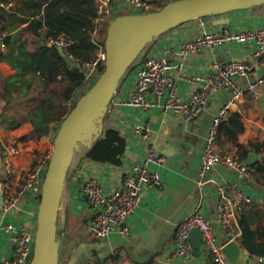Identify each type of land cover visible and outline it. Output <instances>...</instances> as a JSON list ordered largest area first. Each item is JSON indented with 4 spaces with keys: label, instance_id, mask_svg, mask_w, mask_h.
Here are the masks:
<instances>
[{
    "label": "crops",
    "instance_id": "crops-1",
    "mask_svg": "<svg viewBox=\"0 0 264 264\" xmlns=\"http://www.w3.org/2000/svg\"><path fill=\"white\" fill-rule=\"evenodd\" d=\"M170 1L172 0L168 2ZM18 5L22 6L23 1L20 0ZM113 8L115 16L134 12L126 0H113ZM202 23H206L208 28L214 31L264 27V5L192 19L157 37L148 55H166L170 61L177 62L180 57L167 50L200 33ZM106 33V28L100 29L102 38L106 37ZM225 60L254 62L256 66L253 76L264 72V65L254 56V44L239 41L222 43L188 55L185 68L181 72L182 77L178 79L179 94L189 97L194 89L190 76L207 74L211 71L213 62ZM140 64L126 72L109 105V122L126 137L127 146L123 162L114 165L91 161L83 153L77 156L70 168L64 190L67 222L70 221L72 209L75 216L74 227L79 224L89 232V221L94 211L82 191L83 182L93 176L106 190H111L121 182L132 163L145 155L147 141L134 133L136 124H149V140L156 143L167 157L166 164L152 166L161 175L162 186L144 191L140 205L130 217L129 235H121L117 230L104 238L80 234L79 238L73 240L60 264H101L109 258H115L116 263L128 260L137 264H215L203 243L200 252L193 253L189 259L171 258L173 240L178 224L200 207L202 213L213 221L219 241L226 242L227 237L218 217L217 194L220 186H228L233 181L239 182L254 197V203L243 210L258 209L264 215V177L261 180L255 175L246 178L224 164L212 167L205 176L200 175L202 149L213 116L222 104L232 98L231 91L226 88L212 91L206 108L189 121L183 117L164 115L156 108L146 111L132 108L124 105L122 101L129 97L134 89ZM23 75L24 70L21 67L0 61V196L3 195L1 182L5 178L2 156L5 145L18 141L22 150L13 158L15 174L11 182L14 189L23 181L38 157L44 152H50L54 146L53 136L37 139L32 124L25 117L30 104L26 105L20 101L6 103L5 80ZM237 80L242 87L248 85V78L239 77ZM234 112L241 115L244 123V130L238 136L240 143L264 140V87L258 98L246 93L242 100L235 101L231 110V113ZM13 114L17 115L19 121L22 120L16 128H11L10 123L3 122L2 118ZM219 145L224 150H237L236 141L225 134H222ZM261 157V153L251 152L246 160L253 163ZM37 213L38 204L32 196L23 198L17 207L9 211H4L0 202V225L11 222L16 227L24 223L34 226L37 223ZM79 217L84 218L85 224L81 223ZM254 227L264 228V216L255 222ZM75 229L77 228L72 231L75 232ZM240 236L238 240L241 242ZM12 251L13 243L9 233L0 229V259L8 257ZM248 257L250 260L243 261L242 264L254 262L257 256L249 253Z\"/></svg>",
    "mask_w": 264,
    "mask_h": 264
},
{
    "label": "built area",
    "instance_id": "built-area-1",
    "mask_svg": "<svg viewBox=\"0 0 264 264\" xmlns=\"http://www.w3.org/2000/svg\"><path fill=\"white\" fill-rule=\"evenodd\" d=\"M133 13L149 12L158 9L157 5L149 0H126ZM0 0V7H5ZM96 15L94 17L95 35L100 36L101 28H108L115 19L113 0H95ZM5 21L0 15V52L7 48L4 29ZM52 45L62 47L67 55H73L69 49L72 40L64 32L48 37ZM231 41L248 42L254 44V56L264 65V27L246 28L241 30L214 31L202 23L201 32L186 39L177 47L167 52L175 53L180 57L177 62L170 61L166 55H148L145 62L137 68L134 89L123 102L124 105L140 109H159L164 115L183 117L186 120L196 118L208 105L212 91L226 88L231 91L232 98L222 104L212 119L205 144L202 149L200 175L205 176L209 169L216 165H227L246 178L253 176L252 164L239 157L236 151L224 150L218 143L219 126L231 113L235 101L242 100L246 93L258 98L264 87V72L253 76L255 63L244 60H225L212 63L211 71L207 74L191 75L190 80L194 89L189 97H183L178 92V79L185 68V61L191 53L213 48L216 45ZM100 48L97 56L89 61L80 63L82 70L90 80L97 79L105 68L106 50L104 44L98 43ZM102 68L100 69V67ZM248 78V85L242 87L238 78ZM134 133L142 140L147 141L145 155L132 163L129 171L121 182L111 190H106L96 177H88L82 184V191L94 214L90 218L89 227L97 238H104L112 231L117 230L127 236L131 232L130 217L140 205L146 189L162 186L161 175L152 168L153 165H164L166 155L156 143L149 140L151 128L148 123L136 124ZM18 141L3 147V167L5 178L1 182L3 189L2 208L9 211L17 207L27 196L35 197L39 206L42 184L48 168L52 151L41 154L36 164L28 170L23 181L14 189L12 178L15 174L14 156L21 153ZM254 203V197L243 186L233 181L228 186H220L217 194L218 217L226 234V242H220L214 231L213 221L204 215L200 207L187 215L177 226L174 236V247L171 258L182 257L189 259L193 255L191 231L199 228L203 234V244L210 252L215 264H234L224 252L226 243L239 239L241 230L238 214L241 210ZM0 229L10 235L13 243L12 254L0 259V264H24L34 253L37 223H26L16 227L8 222L0 225ZM114 255L116 252L113 253ZM101 264H137L128 260L116 263L115 258H109ZM246 264H264V257L257 256L254 262Z\"/></svg>",
    "mask_w": 264,
    "mask_h": 264
},
{
    "label": "trees",
    "instance_id": "trees-1",
    "mask_svg": "<svg viewBox=\"0 0 264 264\" xmlns=\"http://www.w3.org/2000/svg\"><path fill=\"white\" fill-rule=\"evenodd\" d=\"M2 1L6 5L0 7V15L8 34L7 48L0 52V61L24 70L23 76L5 80L6 103L20 101L30 104L25 117L32 124L37 139L53 136L54 132L56 135V128L96 80H90L80 65L82 61L94 59L100 48L98 43L104 44V38L95 35V0H22V6L18 5L20 0ZM165 4L158 5V8ZM59 32L66 33L72 40L69 49L74 57L72 62H68L58 47L48 41L50 35ZM154 40L135 61H146ZM108 111L109 108L103 118L101 136L90 147L84 146L77 152L91 161L120 165L126 153V137L109 122ZM2 118L3 122L10 123L11 128L20 126L22 121L15 114ZM243 130L241 115L230 113L219 126L218 143L222 134L232 137L236 141L237 154L245 160L251 152L261 153V159L251 163L253 175L261 180L264 177V140L240 143L238 136ZM262 216L258 209L242 210L238 222L243 247L254 256L264 257V228L254 227Z\"/></svg>",
    "mask_w": 264,
    "mask_h": 264
},
{
    "label": "water",
    "instance_id": "water-1",
    "mask_svg": "<svg viewBox=\"0 0 264 264\" xmlns=\"http://www.w3.org/2000/svg\"><path fill=\"white\" fill-rule=\"evenodd\" d=\"M264 5V0H172L149 12L125 13L111 21L105 37V68L78 99L54 138L52 155L42 184L37 231L31 264H60L58 217L65 184L77 151L90 147L103 131V118L129 67L155 38L192 19ZM68 62L73 58L58 47ZM2 206L3 195L0 196ZM193 253L200 252L203 234L191 231ZM234 264L249 261L248 250L237 239L224 246Z\"/></svg>",
    "mask_w": 264,
    "mask_h": 264
},
{
    "label": "rangeland",
    "instance_id": "rangeland-1",
    "mask_svg": "<svg viewBox=\"0 0 264 264\" xmlns=\"http://www.w3.org/2000/svg\"><path fill=\"white\" fill-rule=\"evenodd\" d=\"M149 1L154 2L155 4H158V5H162V4L167 3L169 0H149ZM126 11H130V10L129 9H126ZM137 64H139V60L135 61L132 64V67L136 66ZM129 70L130 69H128L127 72ZM59 127H60V124L56 128V133H57ZM53 136L55 138V132H54V135ZM52 143L54 144V139H53ZM44 153H46V152H44ZM44 153H42V154H44ZM79 154H80V152L75 153L74 159H73V162H72V165H73L75 159L77 158V156ZM65 205H66V203H65V197H64V194H63L62 202H61V205H60L59 217H58V231L61 233V241H60V262L63 261V258L66 255V253L68 252L70 246L72 245L73 240L75 241V239L79 238V235L80 234H81V236H82V234L83 235H87V236L93 235L91 231H89V230H88L89 232L85 231L86 228L85 229L84 228L82 229L79 226V224H77L76 227H74L73 221L75 219V216H74V213H73V210L72 209H70V218H69L70 221H69V223L67 222L68 220L66 219V212H65V207L66 206ZM78 219L81 221V223L85 224V221H84V218L83 217H79ZM74 228H77V229H75V232L72 231ZM32 259H33V255H31L24 264H31Z\"/></svg>",
    "mask_w": 264,
    "mask_h": 264
}]
</instances>
